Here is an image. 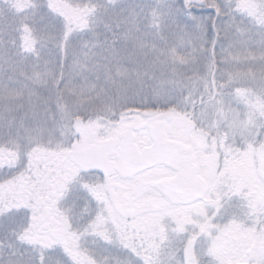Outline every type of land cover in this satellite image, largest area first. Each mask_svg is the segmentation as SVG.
Segmentation results:
<instances>
[{
	"label": "snow or ice",
	"instance_id": "snow-or-ice-1",
	"mask_svg": "<svg viewBox=\"0 0 264 264\" xmlns=\"http://www.w3.org/2000/svg\"><path fill=\"white\" fill-rule=\"evenodd\" d=\"M101 113L124 147L90 159ZM258 161L264 0H0V264H264Z\"/></svg>",
	"mask_w": 264,
	"mask_h": 264
},
{
	"label": "flooded vegetation",
	"instance_id": "flooded-vegetation-1",
	"mask_svg": "<svg viewBox=\"0 0 264 264\" xmlns=\"http://www.w3.org/2000/svg\"><path fill=\"white\" fill-rule=\"evenodd\" d=\"M192 113L193 111L190 110V114L188 117L184 118L183 120H181L180 122H178L177 124V136L173 141L176 144L177 148H182L185 150H192L193 146H199L200 143L202 142V135H206L205 133H200L199 130H197V132L194 134L192 132V130L195 127H192L191 129H186L185 127H183L185 125V123H189V125H191V123L194 124V122L192 121ZM183 128H185L183 130ZM165 131V130H164ZM122 135V134H121ZM187 141H190L191 143H186ZM116 145H117V151H119L120 149V140H116ZM97 144H101V143H97ZM104 145V144H103ZM105 150H107L106 145H104ZM243 160L244 159H238L233 161L232 163V173L235 177L239 178L240 180L246 181L248 183H252L251 179H249L245 173H234V171H236V169H238L237 167H239L240 172H244V164H243ZM201 165L205 168H214L215 166V158L214 157H206L203 160H201ZM257 186V185H256ZM252 187L251 191H250V198H251V205H249V212H253V211H260V210H264V204H262V200L264 199V195H262L261 193H259V195L257 194L258 192L256 191V189L258 187ZM254 190V191H253ZM258 190V189H257ZM232 223L233 227L231 229H226L224 231V236L225 239L219 244L218 246V252L223 255V256H230L233 255L235 253L236 247L238 245H240L241 243L244 242V238L241 236V234L235 230V223L237 222H230Z\"/></svg>",
	"mask_w": 264,
	"mask_h": 264
},
{
	"label": "rangeland",
	"instance_id": "rangeland-1",
	"mask_svg": "<svg viewBox=\"0 0 264 264\" xmlns=\"http://www.w3.org/2000/svg\"><path fill=\"white\" fill-rule=\"evenodd\" d=\"M134 0H128V3H133ZM258 2V0H241L242 4L245 5H252L254 6L256 3ZM130 68L133 67L134 65L129 64L128 65ZM103 82V81H101ZM251 91L250 88L248 87H242L241 88V93L243 95H248L249 92ZM192 121L194 122L191 123V125H189V123H185V125L183 127H185L186 129H191L192 127L197 128V125H199L200 123V116L198 113L193 112L192 113ZM94 120L98 121L99 123L94 127V128H88L86 129L87 132H89L91 134L92 137H95L97 135V133L100 134V138H99V142L101 144L106 145L107 150H111L112 148H115V150L117 149V145H116V138L111 137V136H105L106 133H108L109 128L112 127V121L109 120L108 116H106L105 114L101 113L99 116L94 117ZM183 128V130L185 129ZM124 131H122L120 133V135L123 133ZM177 126L175 127V129L171 130V135H172V140H174L176 138L177 134ZM97 144V143H96ZM258 163H260L262 166H264V161H258ZM243 164H244V172H240L239 167H237L238 169H236V171H234V173L236 174H240V173H245V175L251 179L252 181V169H253V161L251 157H247L244 158L243 160ZM233 172V171H232ZM251 183V182H250ZM258 187L256 189V191L258 192L257 194L259 195V193H261L262 195H264V187H261L259 184H256ZM254 191V190H253ZM262 204H264V199L262 200Z\"/></svg>",
	"mask_w": 264,
	"mask_h": 264
},
{
	"label": "water",
	"instance_id": "water-1",
	"mask_svg": "<svg viewBox=\"0 0 264 264\" xmlns=\"http://www.w3.org/2000/svg\"><path fill=\"white\" fill-rule=\"evenodd\" d=\"M155 131L159 134H165L164 129L161 128L159 125L155 126ZM125 135H126V131H124L121 136H125ZM171 143L175 144L173 141H171ZM119 146H120L119 151L123 150L124 143L122 140H120ZM105 151L106 150L103 144H92L89 146V151L86 153V156L89 157L90 159H101Z\"/></svg>",
	"mask_w": 264,
	"mask_h": 264
}]
</instances>
